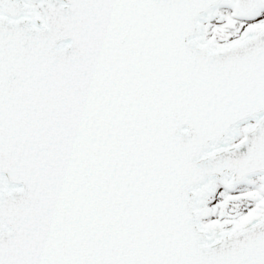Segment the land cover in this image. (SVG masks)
Returning a JSON list of instances; mask_svg holds the SVG:
<instances>
[{
  "label": "snow or ice",
  "instance_id": "snow-or-ice-1",
  "mask_svg": "<svg viewBox=\"0 0 264 264\" xmlns=\"http://www.w3.org/2000/svg\"><path fill=\"white\" fill-rule=\"evenodd\" d=\"M0 264H264V0H0Z\"/></svg>",
  "mask_w": 264,
  "mask_h": 264
}]
</instances>
